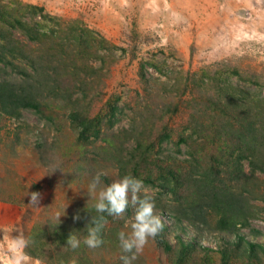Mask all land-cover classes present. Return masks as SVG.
<instances>
[{
  "label": "rangeland",
  "instance_id": "obj_1",
  "mask_svg": "<svg viewBox=\"0 0 264 264\" xmlns=\"http://www.w3.org/2000/svg\"><path fill=\"white\" fill-rule=\"evenodd\" d=\"M0 13V54L11 62L0 65V82L17 91L32 83L42 102L40 112L0 114V254L7 255L16 233L27 238L40 231L48 243L42 251L56 264H122L121 255L130 254L122 253L118 233L131 231V205L106 225L113 233L99 248L53 249L50 235L59 223L66 239L78 236L96 202L88 193L96 174L102 173L101 186L133 177V169L155 176L157 168L147 163L135 168L133 148L139 133L147 145L163 132L171 142L162 144L163 153L188 161L193 153L199 171L225 181L248 216L240 234L264 249V172L258 170L264 166V0H0ZM14 18L45 35L31 40L10 28ZM115 104L110 118L108 105ZM77 114L95 119L97 140L78 138ZM190 125L201 133L191 136ZM180 135L188 142L177 153ZM145 185L142 195L155 204L170 252L150 238L133 264H171L180 243L191 247L186 264H223L220 251L232 252L233 236L218 228L216 211L204 207L178 223L173 215L194 197L191 187L179 189V204ZM33 191L43 194L39 208L27 205L25 194ZM234 258L229 253L227 264H247ZM37 262L47 264L35 258L29 264ZM248 264H264V256Z\"/></svg>",
  "mask_w": 264,
  "mask_h": 264
},
{
  "label": "trees",
  "instance_id": "obj_2",
  "mask_svg": "<svg viewBox=\"0 0 264 264\" xmlns=\"http://www.w3.org/2000/svg\"><path fill=\"white\" fill-rule=\"evenodd\" d=\"M0 19H5V15L0 13ZM8 25L11 29L18 28L21 32L30 38L33 41L38 39V36H44V31L38 30L37 28L30 27L23 23L19 19H12V22H9ZM0 36H3L1 33ZM11 62L5 61L4 55L0 54V65L7 64L11 65ZM4 82V83H2ZM0 82V114L5 116H11L17 118L18 112L22 110H32L35 112H40V105L42 102L37 98V88L30 83V86H22L20 84V91H17L15 85L7 83L5 80ZM264 86V85H263ZM109 108V116L110 118L115 117L118 112V107L115 105H108ZM76 128L78 129V138L83 141H88L90 138L93 140H97L99 138L100 130L97 126L94 125V120H85V118L80 119V115H73ZM83 117V116H82ZM98 121V119H96ZM190 128L192 135H199L201 133L200 128H197L193 125L188 126ZM187 128V129H188ZM250 132L251 142H258V137L255 135V128H248ZM142 133H139L135 137V147L133 148L134 154L136 156H132V159L135 160V168H140V162L143 164L147 163L150 166H154L157 168V174L154 176L151 175V170L148 171V174L142 175L136 169H133V178L139 179L143 182V184L149 185L148 187L158 190L157 193L164 197L170 195L175 198L179 194V189L182 187H191L194 197L190 202H185L184 207L175 211L173 215L174 219L179 223L182 219L186 221H190L192 215L195 216L197 213H201L204 207H208L214 209L216 213L220 216L217 220L218 228L221 231L227 232L233 236V238L227 241V245H233L232 252L226 249H221V260L223 264H227L229 261V253L234 254V259H243L247 264L251 263L252 260H257L258 255L261 254L264 256V249L262 246L255 244L253 242L247 241L245 237L240 234V229L248 226V216L242 211V208L237 206L238 199L226 189L225 181L219 180L218 177L212 178L210 177L211 170H202L199 171V166H197V161L193 153L191 154L190 161L188 159L178 160L176 155H170L163 153V149L161 150L162 144H169L170 135L167 132L161 133L156 137L154 142H150L147 145L140 141L138 137ZM190 138V137H188ZM261 139H264V135L261 136ZM264 141V140H263ZM188 139L187 137H183L180 135L177 142H175L174 146L176 147V152L180 153L179 146L181 144L187 145ZM158 147V150L154 153V147ZM166 150V148H164ZM236 150V149H235ZM163 153L164 155L159 158V154ZM155 154V155H154ZM154 155V156H152ZM127 164V162H125ZM126 164L120 163V167L123 168ZM189 167L186 171L185 175L181 166ZM176 165V167H173ZM139 166V167H138ZM142 167V166H141ZM258 170L264 172V166L259 167ZM120 171V170H119ZM210 174V175H209ZM146 186V185H145ZM175 201L179 204L181 202L179 199L175 198ZM94 207L89 208V214L86 217L85 221H82V227H80V233L78 234V238L81 240V244H83V238L86 236V232L84 231L85 225L92 217L97 216ZM107 223L104 224L100 232V238L103 240L101 246L104 245L105 240L108 238L107 236L113 231H109L106 233V225L110 223L113 217L107 216L105 214ZM49 223V222H48ZM52 224V223H50ZM58 224L55 226V229L52 231L53 234L50 236L54 237V240L57 241L56 247L53 249H63L66 246V234L58 227ZM58 227V228H57ZM163 230H165L163 228ZM38 231H34L33 233L30 231V234L27 236V239L31 241L29 247L25 249L27 255L31 258L42 259L47 264H56L52 255L46 254L42 251V249H47L46 246L48 243L44 242L42 238H40ZM157 243L159 245L163 244L162 237H155ZM180 242H178L179 244ZM100 246V247H101ZM164 252L169 253L170 248L166 243L163 244ZM99 248V247H98ZM189 244L180 243V252L176 259L171 264H186L185 263V254L190 249ZM32 249V250H29ZM178 249V248H177ZM205 251H209L210 249H204ZM227 251V252H226ZM58 251L56 250V253ZM90 254V253H88ZM81 256V255H80ZM77 258L78 261H82L83 257ZM89 260V258L86 256ZM225 262V263H224ZM78 264V263H77Z\"/></svg>",
  "mask_w": 264,
  "mask_h": 264
},
{
  "label": "clouds",
  "instance_id": "obj_3",
  "mask_svg": "<svg viewBox=\"0 0 264 264\" xmlns=\"http://www.w3.org/2000/svg\"><path fill=\"white\" fill-rule=\"evenodd\" d=\"M102 173L96 174L88 186V193L95 197L93 205L96 213L95 217L85 225L86 236L83 238V244L90 249L98 248L103 240L100 238V232L107 223L105 214L110 217L120 218L123 216L129 205L134 209L133 216L129 221L130 233H118V240L122 253L130 255H121L122 264H133L139 253L142 252L148 240L157 237L163 230L164 224L159 216L154 213L155 204L152 198L146 194L147 189L143 182L125 175L123 178L113 181L110 185L101 186ZM28 206L39 208L43 194L39 191L27 192ZM130 197V199H129ZM73 221L81 219L79 213L73 216ZM31 241L23 235L22 232L16 233L8 239L7 255L0 254V261L3 264H29L31 258L25 252ZM81 240L72 233L66 240V246L72 250L80 247ZM39 264V262H37ZM72 264H76L72 261Z\"/></svg>",
  "mask_w": 264,
  "mask_h": 264
}]
</instances>
